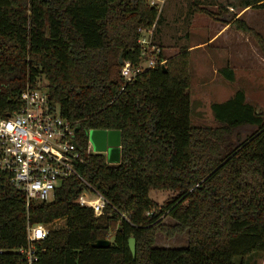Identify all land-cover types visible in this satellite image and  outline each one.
Listing matches in <instances>:
<instances>
[{
	"label": "trees",
	"instance_id": "trees-1",
	"mask_svg": "<svg viewBox=\"0 0 264 264\" xmlns=\"http://www.w3.org/2000/svg\"><path fill=\"white\" fill-rule=\"evenodd\" d=\"M241 6L264 10V0ZM159 18L148 0H0V117L18 110L21 92L43 78L79 147L91 130L121 132L117 163L92 153L76 165L108 201L101 215L76 203L75 176L52 200L28 207L21 191L0 183V264H26L18 250L28 244L27 222L61 219L34 244L37 264H250L264 255V114L236 90L210 104L218 125H192L187 52L166 58L162 50L165 69L129 82L120 75L119 55L139 62L138 29ZM236 29L264 54L259 34L243 23ZM219 73L234 80L228 65ZM152 190L169 197L160 206ZM168 216L172 225L162 223ZM158 231L186 232L187 245L157 247ZM106 239L107 247L92 245Z\"/></svg>",
	"mask_w": 264,
	"mask_h": 264
},
{
	"label": "built area",
	"instance_id": "built-area-1",
	"mask_svg": "<svg viewBox=\"0 0 264 264\" xmlns=\"http://www.w3.org/2000/svg\"><path fill=\"white\" fill-rule=\"evenodd\" d=\"M163 2L148 0L151 6L159 10ZM155 24L138 29L140 61L122 62L120 75L126 82L146 70L163 67L166 63L161 55V47L153 38ZM20 99L22 104L18 110L5 118L0 117V183L10 184L21 191L25 206L28 207L32 201L52 200L62 180L75 176L81 182L76 203L91 208L95 216L101 215L108 201L91 188L76 170V165L82 163L85 156L99 152L93 150L89 139L85 149L78 146L74 128L50 100L46 87L27 86L21 92ZM117 148L120 155L121 145ZM106 162L117 163L110 162L108 158ZM49 226L27 222L28 244L18 250L26 264H37L38 255L34 244L47 237Z\"/></svg>",
	"mask_w": 264,
	"mask_h": 264
},
{
	"label": "rangeland",
	"instance_id": "rangeland-1",
	"mask_svg": "<svg viewBox=\"0 0 264 264\" xmlns=\"http://www.w3.org/2000/svg\"><path fill=\"white\" fill-rule=\"evenodd\" d=\"M157 10L160 21H156L153 38L162 46L164 56L170 58L180 52L188 53L192 125H218L211 113L210 104L228 99L236 90H242L246 101L260 114H264V54L249 34L236 29L237 23H243L264 39L263 9L242 8L241 0H164L160 10ZM223 20L229 21L231 38L235 33H240L243 38L241 56L231 60L233 81L219 73L222 67H230L231 64L228 50L218 44L221 39L208 43L212 34L221 26L227 25ZM196 44L199 45L189 49ZM46 84L45 79L41 78L36 86L45 87ZM93 150L97 152L94 147ZM104 155L107 158V154ZM150 197L161 206L169 193L152 190ZM162 223L172 225L174 221L168 216L162 218ZM63 224L64 220L61 219L49 228ZM154 245L185 247L187 233L167 236L166 233L158 231ZM250 264H264V255H257L251 259Z\"/></svg>",
	"mask_w": 264,
	"mask_h": 264
},
{
	"label": "water",
	"instance_id": "water-1",
	"mask_svg": "<svg viewBox=\"0 0 264 264\" xmlns=\"http://www.w3.org/2000/svg\"><path fill=\"white\" fill-rule=\"evenodd\" d=\"M119 64H122V54L118 57ZM165 69V67H162ZM88 139L94 149L99 153H106L110 162H118L119 153L118 146L121 144V132L119 130H91L88 133ZM94 247H107L110 245L109 240H98L92 244ZM128 247L135 255V239L133 237L128 240Z\"/></svg>",
	"mask_w": 264,
	"mask_h": 264
},
{
	"label": "crops",
	"instance_id": "crops-1",
	"mask_svg": "<svg viewBox=\"0 0 264 264\" xmlns=\"http://www.w3.org/2000/svg\"><path fill=\"white\" fill-rule=\"evenodd\" d=\"M231 30L229 29V24L221 26L217 32L212 34L209 37L208 43H214L215 41H218L221 39L220 42H218L219 46L222 48H225L228 50L229 54V60L231 63L232 59H235L236 57H240L243 51V38L240 33H235L234 36L231 38ZM231 38V39H230ZM199 44L190 46L189 49L192 50V48H195ZM233 67V63L230 64V68ZM223 68V67H222Z\"/></svg>",
	"mask_w": 264,
	"mask_h": 264
}]
</instances>
